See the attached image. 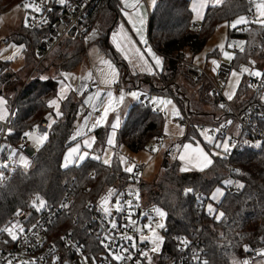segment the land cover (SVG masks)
<instances>
[{
	"label": "trees",
	"instance_id": "trees-1",
	"mask_svg": "<svg viewBox=\"0 0 264 264\" xmlns=\"http://www.w3.org/2000/svg\"><path fill=\"white\" fill-rule=\"evenodd\" d=\"M19 1L0 0V9H8ZM252 5L253 0H223L219 5L208 6L198 23V30L192 31L188 29L192 23L190 0H155L149 14L147 35L152 47L163 55V67L152 76L131 75L127 63L105 40L107 30L117 14L118 0H92L85 22L92 27L100 25L104 29L100 41L118 66L122 83L131 82L137 88L136 82H145L149 93L172 96L189 118L196 113L211 115L213 120L216 113L194 109L181 91L178 81L180 77L200 86L202 102L205 101L203 94L209 90L204 81L188 76L182 61L186 60L187 53L193 56L201 51L221 23H229L235 17L245 14ZM22 29L23 32L12 35L11 39L23 43V69L27 70L22 74L18 70L10 69V61H0V96L14 107L4 144L16 146L24 132L42 117L48 118V130L44 143L27 167L10 168L9 165L0 170V232L17 208L33 207L37 195L46 201V207L43 208L46 209L56 204L64 191L70 188L73 205L69 212L61 213L54 220L51 227L52 237L58 243L63 233L74 230L90 245L95 243V239L87 234L84 226L90 215L86 208L87 201L96 199L109 187L126 186L130 173L123 170L116 157L110 164H104L100 158L88 156L79 164L63 166V154L73 143L71 134L78 118L81 98L75 92L69 93L61 100L60 115L56 116L49 105L56 93L55 80L42 74L45 70L58 73L75 68L82 60L86 43L77 36L63 37L46 59L37 65L35 51L39 41L47 33L46 28L28 29L22 26ZM228 32V38L234 36L233 28H229ZM239 37L245 40V48L235 59V64L238 60L246 61L255 54H262L263 24L252 23ZM50 58H53L51 66L42 69L44 62ZM247 87V78L244 76L238 94L245 93ZM208 101H211L210 105L214 109L220 108L215 100ZM163 123L161 112L153 111L149 104L138 100L129 107L116 130L115 147L125 145L138 152L145 149L153 137H157L160 142L164 137ZM108 130V126H100L94 130L96 140L92 151H99L106 145ZM185 142L201 144L210 154L211 164L202 170L182 171L180 161L174 157L175 150L167 148L161 155L158 179L152 183L141 184L146 200L165 212L161 229L165 239L159 259L165 263L167 259L174 257L176 238L186 234L201 241L207 264H232V259L241 252L240 247L244 242L264 241L263 146L259 144L258 147H253V141L238 143L227 155L225 152L215 155L211 152L213 145L203 142L195 127L186 128L184 135L177 141L180 146ZM227 176L232 181L239 182L240 186H236L237 192H230V186L225 190L223 198L217 204L223 215L215 219L206 213L205 201L209 192ZM87 186H90L89 191L85 190ZM197 191L203 192L206 197L201 201L197 200ZM73 217L77 218L76 224L72 222ZM0 246L6 247L7 244L0 241Z\"/></svg>",
	"mask_w": 264,
	"mask_h": 264
},
{
	"label": "built area",
	"instance_id": "built-area-1",
	"mask_svg": "<svg viewBox=\"0 0 264 264\" xmlns=\"http://www.w3.org/2000/svg\"><path fill=\"white\" fill-rule=\"evenodd\" d=\"M33 2L39 11L33 10L32 7L26 9L24 26L28 29L45 27L47 31L36 47L37 65L46 59L61 38L77 36L82 42H86L92 36L94 29L85 22L86 13L92 0H64L63 4L60 0H33ZM26 3H29V0H20L18 5L24 7ZM244 15L248 22L233 28L234 36L231 38L239 37L252 23H255L256 15L253 5ZM198 28L199 24L195 22L188 26V29L192 31H197ZM239 39L243 40L242 47L231 43V39L227 44L228 51L234 56L230 63L215 60L220 65L215 72L213 71L214 65L211 63L212 76H209L202 67L192 62L182 61L186 64L187 72L193 79L207 81L210 94L220 106L215 119L208 123H199L191 120L185 114L183 117L174 118V121L183 125L185 129L195 127L199 130L208 127L215 142L222 141L227 136L230 144L228 150L225 151L226 155L238 143H248V141H259L264 150V75L248 74L246 76L247 91L240 94V98L234 102L227 101L223 95V83L234 67L235 59L243 53L245 48V40L241 37ZM229 45L234 46L229 47ZM261 53L247 58L246 61L251 59L254 63L252 64L253 68L264 74V47ZM82 82L85 87L91 88L89 81L83 80ZM123 89L126 88L119 81L109 87V90L113 92ZM146 95L147 93H141L138 100L149 104ZM13 109L14 107L6 119L0 120V147L6 142L5 137ZM151 109L160 112L158 109L152 107ZM88 113L89 110L85 109L77 120H81ZM222 125L223 127H221ZM29 128L44 137L48 130V118H40ZM25 133L26 131L16 147L31 160L37 155V149L33 148L26 140ZM5 145L10 146L11 144L6 143ZM10 164L9 157L0 156V170ZM145 167V163H135L134 172L129 175L127 185L114 187V194L110 198V216L106 215L93 199L87 201L86 208L90 215L84 226L87 234L95 239V243L90 245L83 241L74 230L63 233L59 237L58 243L52 237L51 227L54 220L61 213L69 212L73 205L74 199L70 188L64 191L56 204L46 209L38 211L35 207L17 208L0 232V241L7 244L6 247L0 246V264H151L149 260L150 245L147 240L141 239V236L147 235L150 231L149 227L152 230L155 227L154 224L164 221V218L154 214L152 209L155 205L149 203L143 194L141 184L143 182L142 172ZM85 190L89 191L90 186L85 187ZM229 191L237 192L236 186H230ZM205 197L203 192H195L197 200L201 201ZM117 199L120 201L122 211L116 210ZM72 222L76 224L77 218L73 217ZM113 222L117 225L114 229L111 227ZM13 224L24 229L23 233L14 230L13 234L18 236L16 240H12L8 231L3 230ZM106 236L111 237V241L105 240ZM122 237H133L135 247L132 246L133 241ZM181 241H187V244L185 245ZM104 244H108L109 247L106 248ZM122 248L128 251L122 252ZM240 249L241 263L253 264L256 259L264 256L260 254L264 253V241L260 243L244 242ZM112 253L120 254L124 258L117 260ZM142 253H146V255H142ZM158 264H207V257L199 239L181 234L176 238L174 257L162 263L158 255Z\"/></svg>",
	"mask_w": 264,
	"mask_h": 264
},
{
	"label": "rangeland",
	"instance_id": "rangeland-1",
	"mask_svg": "<svg viewBox=\"0 0 264 264\" xmlns=\"http://www.w3.org/2000/svg\"><path fill=\"white\" fill-rule=\"evenodd\" d=\"M19 2H16L12 5V7L8 9H0V61H10V69L11 70H18L23 74V71L25 72L27 68L23 69L24 63H25V58H24V52L23 48L24 45L23 43L17 42L16 40L11 39L12 35L18 33V32H23L24 30L22 26H24V19L26 15V9L25 7H21L18 5ZM260 3H264V0H253V11L256 15V20L255 23L263 24L261 23L262 20H264V17L260 15V11L257 8V5ZM244 16L245 15H239L235 17L231 22H223L221 23L215 31L210 35V37L207 39L204 47L202 48L201 51L198 53L194 54L193 56L191 53H187L186 55V60H183L184 62H192L195 65H198L202 67L205 72L209 75L212 76L211 72V63L213 60H217L220 62H225V63H230L231 60L228 59L225 55L224 52H227L229 55L230 52L227 49V44L231 39V43H236L239 47H242L244 45L243 40L239 39V37L235 38H228L229 36V28H232L230 25L233 21H235L238 17ZM95 27V26H94ZM101 35L100 32L96 30L95 34L88 39L89 44L93 43L94 40L98 39L99 36ZM86 43V42H85ZM220 45H224L223 51L220 49ZM217 52V54H215ZM233 58L234 56L231 55ZM11 57V59H9ZM53 62V58H50L47 62L45 61L44 64L42 65V69L48 68L50 63ZM55 63V62H54ZM53 63L52 69L55 68V64ZM187 72L186 64L183 63ZM253 61L251 59H248L247 61H241L238 60L234 67L232 68L230 74L228 75L227 80L223 83V95L227 101L234 102L238 98H240V94H238V88L240 84L243 82V77L247 76L249 72H257L255 68L252 66ZM246 68L248 69L247 72H244L241 74V69ZM235 71L237 73V77H232L231 73ZM32 72V71H31ZM56 74L53 73L52 70H45L42 74L44 77H54ZM188 76L192 78L189 74ZM237 79H238V85H237ZM179 84H180V89L184 93V95L190 100L192 106L194 109L200 111V112H214L218 113L219 109L216 110L213 108L212 105H210L211 101H208V99L214 100L213 96L210 94V91L208 90L206 93L203 94V98L205 99V103L200 100V86L189 79H186L184 77L179 78ZM204 83H207L206 80H202ZM209 86V85H208ZM209 88V87H208ZM233 94V98L229 100L227 96L225 95L226 92ZM132 93H136V96H133ZM123 95H127L131 100L135 101L138 99L140 95L139 90H131L130 92L123 93ZM146 100L149 102V105L153 109H158L162 117L164 119L163 127H162V133L164 135L162 141H157V137H153L147 144L145 149H142L138 152H134L127 148L125 145L118 146L117 148L115 147V135L113 132L117 130V128L120 125V118L117 117L118 115V108H122L124 105L123 101L121 100V96L118 100V108L116 111L115 118L111 119V122L108 126V134L106 137V145L103 148H100L99 151H93L92 154L90 155L91 157H99L102 161L105 159H110V161L113 160V158L116 157V159L119 161L121 164L123 170L126 169V167H133V172H134V164L135 163H145L146 167L142 172V180L145 183H152L155 180L158 179L160 172H161V155L162 152L167 149V148H173L175 150L174 157H177L178 152L180 151V146L177 141L184 135L185 127L183 125H180L174 121V118L176 117H183V112L178 106L177 102L175 99L167 94H158V93H152V94H147L146 95ZM160 100H171L172 104L168 106L161 105L159 103ZM115 101V100H114ZM155 101V102H154ZM208 101V102H207ZM9 104V103H8ZM109 102L107 103V105ZM111 106V104H110ZM173 106L175 110L179 113L178 116L173 115ZM10 110H12V106L9 104ZM8 107V108H9ZM0 110L3 112L4 108H2V105L0 106ZM185 113H187L186 107H184ZM11 112V111H10ZM122 116V115H121ZM211 115H199V114H191L190 119L193 121L199 122V123H208L211 121L210 118ZM79 117V115H78ZM113 124H116V128L113 129ZM236 124V122H235ZM104 126V125H103ZM201 130H208V127H203L199 129V135L201 137V140L209 145H213L211 152L212 154L215 155H222L225 151L223 147L217 148L215 147L214 143H209L207 139L205 138L204 135L201 134ZM26 133H29V136H26V140L31 144V146L35 149H39L41 145L44 143V137L39 136L37 132L34 129L28 128ZM40 137H43V139H39ZM109 138L112 139L113 143L112 145H109L107 141ZM228 137L226 136L222 141H216V142H228ZM250 142V141H248ZM159 143V144H158ZM187 144V143H186ZM193 148L196 147L197 144H194L193 142L190 143ZM230 144V143H229ZM259 141H253L252 145L253 147H258L259 146ZM185 145V144H184ZM200 148L203 146L199 144ZM204 149V148H203ZM205 150V149H204ZM14 151V150H13ZM13 151L10 153L11 157L14 158ZM183 153L181 152L180 156L185 155V150L183 148ZM206 151V150H205ZM9 152V151H8ZM123 160V162H122ZM180 161V169H184L183 171H189L186 170V164L190 165H198L202 157H194L193 154L191 153V150H189V154L185 155L184 159H178ZM26 161V160H25ZM25 161L20 159L18 163H12L10 164V168L13 166H21V167H27L29 163L25 166ZM187 161V163H186ZM15 162V161H14ZM111 163V162H110ZM18 164V165H16ZM3 168V167H2ZM126 171V170H125ZM127 172V171H126ZM131 172V173H133ZM129 173V172H128ZM130 173V174H131ZM226 181H232V178L227 176L225 177L220 184L216 185L208 194V197L205 201V211L207 214L214 216L215 219H217V216H220L222 211L217 208V204L221 201L223 198V195L225 193V190L234 184V186H240L239 182L232 181V183L227 184L225 183ZM217 189H219V194H217L215 199H212L213 193H216ZM109 190H112L114 192L115 188L114 187H109L107 188L102 194H100L96 199H94V202L98 205V207L103 210L102 207V198L106 197ZM104 206L110 207L111 206V201L109 200ZM209 206L212 207L214 210L213 212H209ZM160 210L164 213L163 218H165V212L162 208L158 206H153V212L155 215L160 216L156 210ZM221 217V216H220ZM164 224V221H159L154 224V228L149 231L147 235H142L141 239L147 240V242L150 245L151 252L149 253V260L151 264H158V255L161 252L162 245L164 242V233L161 230V225ZM154 237L158 238L156 240V243H153ZM156 248L155 251H153V248ZM232 264H242L241 263V252L235 256L232 259ZM253 264H264V256L256 259Z\"/></svg>",
	"mask_w": 264,
	"mask_h": 264
},
{
	"label": "crops",
	"instance_id": "crops-1",
	"mask_svg": "<svg viewBox=\"0 0 264 264\" xmlns=\"http://www.w3.org/2000/svg\"><path fill=\"white\" fill-rule=\"evenodd\" d=\"M223 0L217 4L215 0L211 3H207L205 7L199 10V16L197 12L194 11V5L197 3V0H190V9L192 11V22L199 23L206 11L208 6L219 5ZM203 2V0H201ZM155 0H118V9L115 19L107 30L106 39L107 43L113 48V50L119 55V57L127 63L128 71L131 75H146L152 76L155 73H158L162 70L163 67V55L156 51L148 40V24H149V14L152 9ZM125 4L127 5H138L137 8L133 9L132 7L125 8ZM127 13V14H126ZM94 32L92 36L95 34L96 30L101 33L98 39L94 40L93 43L89 44V40L86 41V50L82 57L81 62L72 70L69 71H60L53 73L56 75L53 77L55 80L56 93L54 98L51 100H56L58 106H60L61 92L63 90L64 98L71 92H75L81 98V104L79 106L78 115H80L85 109L89 110V113L82 117L81 120H76L75 126L73 128L71 134V140L73 143L67 147L63 154L62 164L65 166V156L69 152V150L73 147H76L78 144L80 147V154L87 153L85 159L92 154V148L94 147L96 136L94 130L100 126L109 125L111 119L115 118L116 111L118 108V100L121 96V93H127L131 90H139L141 93H149L146 88L145 82L137 83V88L134 87L133 83H122L120 81V70L116 65L115 61L109 56L107 48L101 44V39L104 33V29L101 28L100 25L93 27ZM139 30V31H138ZM91 36V37H92ZM90 37V38H91ZM127 37V39H125ZM141 37H143V41L141 42ZM89 38V39H90ZM118 44L123 45V47H118ZM150 49L149 53L147 50ZM154 57H159L162 61L159 68L154 67L155 61ZM103 61H108L111 66L116 70L117 75L115 76L114 82L110 84H105L102 81L104 80V76L101 75V72L107 73L109 71L108 65L102 63ZM64 74H68L69 79H65ZM83 80H87L91 83V88H87L83 85ZM119 81L120 84L125 87L119 92H113L109 90V87L113 85L115 82ZM82 85L84 87H82ZM99 92L100 96H96V93ZM111 92L112 96L108 97L107 93ZM152 94V93H149ZM159 94V93H158ZM91 97V99H89ZM63 98V99H64ZM0 100L3 101L2 108L4 111L0 110V120H4L10 114V107L7 100L0 96ZM115 100V101H114ZM124 103L122 108H118L117 117L120 118V125L129 109V107L138 101L131 100L127 95H123L121 99ZM50 101V102H51ZM109 104L107 105V103ZM109 107L108 114L105 118L101 119L104 113V108L106 106ZM50 105V103H49ZM9 107V108H8ZM52 113L57 115V111H59V107L51 106ZM51 113V114H52ZM50 114V115H51ZM122 115V116H121ZM100 120V123L93 128L92 125ZM119 125V126H120ZM80 132L81 135L77 136V132ZM116 137V131L113 132ZM73 137H76L73 139ZM92 141L91 149H88L83 146L85 140ZM190 144L191 142H185L184 144ZM116 144V143H115ZM180 147V151L177 154V158L180 159L181 152L183 153V146ZM199 144V143H194ZM202 148V147H201ZM203 149V148H202ZM14 150V151H13ZM9 151V152H8ZM13 151L14 158L11 157L10 153ZM204 153L208 156V158L212 161L210 154L203 149ZM4 153L0 152V156L9 157L12 165L18 163V161L23 157V160L30 163V159H28L24 154H22L16 146L10 145L4 148ZM15 161V162H14ZM83 161V160H82ZM77 159L75 163H69L68 165L79 164L82 162ZM14 163V164H13ZM187 163V161H186ZM205 161L202 157L201 162L194 166L190 164H186V170H202L207 168L210 164L205 166ZM18 165V164H16ZM67 165V166H68Z\"/></svg>",
	"mask_w": 264,
	"mask_h": 264
},
{
	"label": "snow or ice",
	"instance_id": "snow-or-ice-1",
	"mask_svg": "<svg viewBox=\"0 0 264 264\" xmlns=\"http://www.w3.org/2000/svg\"><path fill=\"white\" fill-rule=\"evenodd\" d=\"M60 2H61V4H63V3H64V0H60ZM211 2H213V0H203V2H201V0H197V3H195V5H194V9H193V10L196 11V12H197V15L199 16V14H200V13H199V10H200L201 8L205 7L207 3H211ZM219 2H220V0H215V3L218 4ZM24 7H25V9H28L29 7H32L33 10H35V11H39V9L35 7L33 0H29V3H26V4L24 5ZM128 7H132L133 9H135V8L138 7V5H127V4H125V8H128ZM257 8H258V10H261V11H260V15H261L262 17H264V3H260V4H258V5H257ZM126 14H127V13H126ZM26 21H27V17H26ZM247 22H248V21H247L246 17H244V16H240V17H238L235 21H233V22L231 23L230 26H231L232 28H236L238 25H240V24H244V23H247ZM261 23H264V20H262ZM138 31H139V30H138ZM125 39H127V37H126ZM141 42H144V41H143V37H141ZM233 46H234V45H229V47H233ZM118 47H123V45L118 44ZM219 47H220V49L223 51V49H224V45H220ZM147 51H148L149 53L151 52L150 49H148ZM224 55H225L228 59H230V60L233 59V57H232L231 55H229L227 52H224ZM9 59H11V57H9ZM154 61H155L154 67L159 68L160 65H161V63H162L161 59H160L159 57H154ZM102 63L108 65V68H109V71H108L107 73L101 72V75L104 76V80H103L102 82L105 83V84H110V83L114 82L115 76L117 75L116 70L111 66V64H110L108 61H103ZM212 63H213V65H214L213 71L215 72V71L220 67V65L217 64V62H216L215 60H213ZM247 71H248V69H246V68H242V69H241V74H243L244 72H247ZM249 75H257V76H261V75H264V74H261V73H259V72H249ZM231 76H232V77H237V73H236L235 71H233V72L231 73ZM64 77H65L66 80L69 79L68 74H64ZM237 85H238V79H237ZM82 87H84V86L82 85ZM233 94H234V90H233V93H232V94H230V93H228V92L225 93V95L227 96V98H228L229 100H231V99L233 98ZM132 95H133V96H136V93H132ZM96 96H100V93L97 92V93H96ZM107 96H108V97H111V96H112V93H111V92H108V93H107ZM59 98H61V99L64 98L63 90H62V92H61V96H60ZM122 98H123V93H121V99H122ZM89 99H91V97H90ZM154 102H155V101H154ZM2 103H3V101L0 100V104H2ZM159 103H160L161 105H164L165 107L168 106V105H171V104H172L171 100H160ZM50 106H55V107H57V109H58V107H59L58 104H57V101H56V100L51 101V102H50ZM109 107H110V105H109V106H106V107L104 108V113H103V116L101 117V119H103V118H105V117L107 116L108 111H109ZM221 107H223V105H221ZM59 114H60V113L57 111V115H59ZM173 115H174V116H178V115H179V113L175 110L174 106H173ZM49 119H50V117H49ZM99 123H100V120H97V121L92 125V127L95 128ZM229 123H231V122L229 121ZM116 126H117L116 124H113V126H112L113 129H115ZM221 127H223V125H222ZM201 134L205 136V138L207 139V141H208L209 143H214V144H215V147H217V148L223 147L224 151H227V150H228V148H229V142H226V141H225V142H215V141L212 139V136H211L209 130H201ZM25 135H26V136H29V133H25ZM76 135L79 136V135H81V133L78 131ZM75 138H76V137H73V139H75ZM39 139L42 140L43 137H40ZM107 143H108L109 145H112V143H113L112 139L109 138V140L107 141ZM83 146L86 147V148H88V149H91V147H92V141H89V140L86 139V140L84 141V143H83ZM80 147H81V145L78 144L76 147H73V148H71V149L69 150V152H68V153L66 154V156H65V166H67L69 163H75V162L77 161V159L80 160V161H82V160L85 159L87 153L80 154ZM183 148H184V150H185V155H188V154H189V150H191V153L193 154L194 157H203L204 161L206 162V163H205V166H207L208 164H211L212 161H211V160L208 158V156L204 153L203 149L200 148L199 144H197L195 148H193L191 144H185V145L183 146ZM185 155H182L180 158H181V159H184V158H185ZM96 158L99 159V157H96ZM21 159L23 160V157H21ZM110 162H111L110 159H105V160L103 161L104 164H110ZM122 162H123V160H122ZM26 165H27V162L25 161V166H26ZM125 170H126L127 172L131 173V172H133V167H126ZM183 170H184V169H182V171H183ZM225 183L230 184V183H232V181H226ZM241 186H242V185H241ZM189 191H191V189H190ZM113 194H114V193L112 192V190H109L107 196L104 197V198H102V207H103V211H104V213H105L106 215H109V216L111 215V210H110L109 207L104 206V205L110 200V198L113 196ZM217 194H219V189H217L216 193H213V195H212L211 198H212V199H215L216 196H217ZM129 204H130V202H129ZM33 207H35V208L39 211L40 209H43L44 207H46V201H44L39 195H37V196L35 197V200L33 201ZM116 210H117V211H122V208L120 207V201H119L118 199H117V201H116ZM156 211H157V213H158L161 217L164 216V213H163L162 211H160V210H158V209H157ZM213 211H214V210L212 209V207L209 206V212L211 213V212H213ZM17 214H19V213H17ZM222 215H223V214L221 213L220 216H222ZM220 216H217L216 218L219 219ZM161 226H162V225H161ZM34 227H35V226H34ZM111 227H112L113 229L116 228V227H117L116 223L113 222V223L111 224ZM3 230H4V231H8V233H9V235H10V237H11L12 240H16V239L18 238V236H17L16 234H13V233H14V230H15V231H18L19 233H23V232H24V229H23V228H18L17 225H15V224H13V225H11L10 227H8V228H6V229H3ZM149 230L151 231V228H150V227H149ZM122 238L127 239V240H129V241H133V245H132V246L135 247V243H134V238H133V237H126V238H125V237H122ZM62 239H63V238H62ZM104 239H105V240H110V241H111L112 238L106 236ZM157 239H158V238L154 237V239H153V243H154V244L156 243V240H157ZM181 243H183V244L186 245V244H187V241H181ZM102 244H103V241H102ZM104 246H105L106 248L109 247L108 244H104ZM152 250L155 251L156 248L154 247ZM246 250H247V249H246ZM121 251L124 252V251H128V250L122 248ZM260 254H261V255H264V253H260ZM112 255H113L114 258L117 259V260H121V259L124 258V257H122L120 254H117V253H112ZM142 255H146V253H142ZM128 258L130 259L131 257H128Z\"/></svg>",
	"mask_w": 264,
	"mask_h": 264
},
{
	"label": "water",
	"instance_id": "water-1",
	"mask_svg": "<svg viewBox=\"0 0 264 264\" xmlns=\"http://www.w3.org/2000/svg\"><path fill=\"white\" fill-rule=\"evenodd\" d=\"M4 148H6V145L2 144L1 147H0V152H2L4 150Z\"/></svg>",
	"mask_w": 264,
	"mask_h": 264
}]
</instances>
